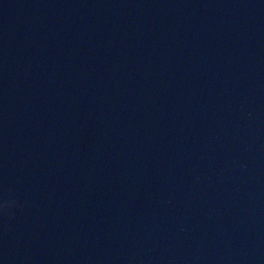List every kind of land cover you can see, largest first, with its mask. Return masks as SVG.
I'll return each instance as SVG.
<instances>
[{
	"label": "water",
	"instance_id": "water-1",
	"mask_svg": "<svg viewBox=\"0 0 264 264\" xmlns=\"http://www.w3.org/2000/svg\"><path fill=\"white\" fill-rule=\"evenodd\" d=\"M0 264H264V0H0Z\"/></svg>",
	"mask_w": 264,
	"mask_h": 264
}]
</instances>
